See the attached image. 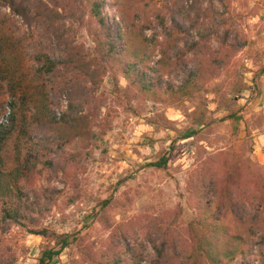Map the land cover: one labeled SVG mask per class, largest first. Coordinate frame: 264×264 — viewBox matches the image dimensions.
<instances>
[{
	"label": "trees",
	"instance_id": "obj_1",
	"mask_svg": "<svg viewBox=\"0 0 264 264\" xmlns=\"http://www.w3.org/2000/svg\"><path fill=\"white\" fill-rule=\"evenodd\" d=\"M168 1L171 25L157 0H0V7L11 11L0 10L3 24L17 28L16 16L27 27L15 40L31 63L19 71L8 67L1 75L11 101L7 122L0 119V264L18 263L11 246L5 247L15 227L54 243L39 264H51L77 241L72 234L42 226L62 190H38L33 182L40 165L66 177L71 158L63 157L61 149L75 142L84 149L91 146L93 108L101 111L105 105L96 93L108 75L117 88L123 76L129 83L127 94L176 105L201 92L221 68L217 53L231 57L246 47L226 0H217L223 11L215 9L214 0ZM72 23L86 27L95 45L92 54L77 45ZM214 38L216 50L211 46ZM188 55L193 58L188 60ZM24 70L33 80L31 86L19 78ZM63 102L67 107L59 115ZM12 143L16 157L10 165L5 153ZM168 163L162 158L152 166L165 169ZM192 193L198 216L190 224L193 250L187 261L225 264L222 256L234 261L244 235L240 227L231 232L224 225L232 216L259 238V264H264V172L252 160L230 164L224 174L213 173L209 179L201 174ZM115 239L114 245L125 249L133 264L142 263L130 234ZM149 241L156 253L152 264H176L173 238L151 234ZM105 257L94 264H122L117 251Z\"/></svg>",
	"mask_w": 264,
	"mask_h": 264
},
{
	"label": "rangeland",
	"instance_id": "obj_2",
	"mask_svg": "<svg viewBox=\"0 0 264 264\" xmlns=\"http://www.w3.org/2000/svg\"><path fill=\"white\" fill-rule=\"evenodd\" d=\"M157 1L171 25L169 1ZM213 2L217 11H223L217 0ZM226 2L246 47L231 57L217 53L221 68L215 69L201 92L176 105L155 102L127 94V80L120 75L117 88L108 75L96 93L105 105L101 111L93 108L95 137L91 146L84 149L75 142L60 150L63 157L71 158L66 177L63 173L53 175L45 165L39 166L33 186L38 190L49 186L62 190L42 226L77 238L51 264H94L106 260L110 251L120 254L122 264H133L125 249L114 245L117 234L123 232L131 235L130 242L143 260L141 264H152L156 257L149 241L151 234L158 238L168 235L176 241V264H195L186 256L193 250L190 224L198 216L193 185L201 174L209 179L213 173L224 174L230 164L247 160L264 172V0ZM0 10L11 13L9 8ZM3 17L0 16V119L7 122L11 95L1 75L8 67L19 71L31 63L15 40L27 27L16 16L17 28L8 27ZM73 27L77 45L92 54L95 45L86 27L80 23ZM193 33L197 36L199 31ZM211 46L213 50L219 48L216 38ZM192 58L193 55L187 57ZM25 72L19 73V78L31 86L33 80ZM66 107L63 102L59 115ZM15 157L12 143L5 158L11 165ZM162 158L169 159L165 169L152 166ZM224 225L231 232L240 227L244 239L234 261L227 256L221 260L225 264H259V238L252 237L248 226L232 216ZM5 244L16 254L17 264H39L42 253L54 247L42 236L17 227ZM204 264L214 263L207 260Z\"/></svg>",
	"mask_w": 264,
	"mask_h": 264
}]
</instances>
